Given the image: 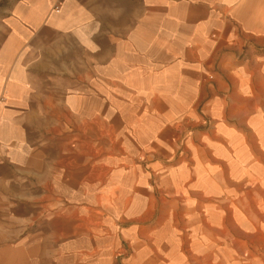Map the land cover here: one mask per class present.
<instances>
[{"label":"crops","instance_id":"0c3cea01","mask_svg":"<svg viewBox=\"0 0 264 264\" xmlns=\"http://www.w3.org/2000/svg\"><path fill=\"white\" fill-rule=\"evenodd\" d=\"M0 264H264V0H0Z\"/></svg>","mask_w":264,"mask_h":264}]
</instances>
